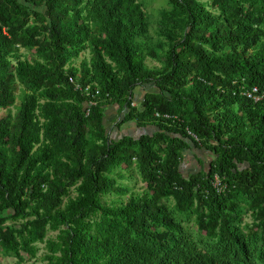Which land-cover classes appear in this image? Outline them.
I'll list each match as a JSON object with an SVG mask.
<instances>
[{"label":"trees","instance_id":"1","mask_svg":"<svg viewBox=\"0 0 264 264\" xmlns=\"http://www.w3.org/2000/svg\"><path fill=\"white\" fill-rule=\"evenodd\" d=\"M166 1L1 0L0 256L264 264V0Z\"/></svg>","mask_w":264,"mask_h":264},{"label":"rangeland","instance_id":"2","mask_svg":"<svg viewBox=\"0 0 264 264\" xmlns=\"http://www.w3.org/2000/svg\"><path fill=\"white\" fill-rule=\"evenodd\" d=\"M144 2H145L146 10L149 13L150 19L153 22V25L155 26L157 24V18H158V15H159V10L161 8L167 6V1L166 0H144ZM23 52H25V50ZM26 52H27L26 54H28L29 57H32L31 56L32 52H28V51H26ZM90 57H91V53H90V51H87L84 54H82V56L79 59H77L76 63L79 64L80 61L82 60V58L90 59ZM147 61H148V64H150V65H159L160 64L158 61L152 60L150 58H148ZM109 107H110V109H112L113 106L111 105ZM11 109H12V112L15 113L16 106L12 107ZM6 112H7V109L6 110H1L0 111V115L4 114ZM108 118L110 119V116ZM111 122L112 121L106 120L107 128L109 129V131H111L112 129L116 130V125L112 126ZM199 154L200 153L197 154L195 151H192V150L190 151V154H189V151H186V155L197 156ZM191 157L190 156L185 157L184 163L182 165L183 170L186 171L187 173L194 172L195 170L199 169V166H200L198 164V167H195V165H194L195 163L191 162L190 160H196V162H198L197 157H196V159L193 158V157L191 158ZM187 163L192 164V166H189V165L187 166L186 165ZM125 182L129 183L131 186H134L137 190H139V189L142 190L143 187L145 186L143 181H141V179L139 178L137 172L134 173V176H131V177L128 176V179H126ZM248 220H250V218H248ZM49 234L53 235V233L51 231H50ZM39 246H40L41 249H40V251H39V253L37 255L38 257L37 258H30V256L27 255L26 256L27 260L23 264H48L43 259L44 253L46 252L45 244L42 243V244H39ZM16 261H17L16 257L2 256V255L0 256V264H15Z\"/></svg>","mask_w":264,"mask_h":264},{"label":"crops","instance_id":"3","mask_svg":"<svg viewBox=\"0 0 264 264\" xmlns=\"http://www.w3.org/2000/svg\"><path fill=\"white\" fill-rule=\"evenodd\" d=\"M145 90L142 86H139L135 90V100H141V98L144 96ZM138 102V101H137ZM111 106V105H110ZM112 109L108 106L107 111H106V120L112 121L111 124L114 126L120 117V105L119 104H114L112 105ZM110 116V119L108 118ZM145 128H138L136 122L128 121L127 123L123 124L121 128L118 130L120 134H133V135H138L141 132H144ZM190 154V151H189ZM186 155V153H185ZM192 156L193 158L196 159V156L194 155H186V157ZM191 157V158H192ZM209 158V157H208ZM190 159V158H189ZM191 162L195 163V167H198V162L196 160H190ZM190 163V162H189ZM187 163L186 165L192 166V164Z\"/></svg>","mask_w":264,"mask_h":264},{"label":"built area","instance_id":"4","mask_svg":"<svg viewBox=\"0 0 264 264\" xmlns=\"http://www.w3.org/2000/svg\"><path fill=\"white\" fill-rule=\"evenodd\" d=\"M0 7H1V0H0ZM76 88L82 90L84 93L92 97L95 96V94H98L100 91L99 89H93L91 85L82 86V85L77 84ZM243 93L247 95L248 97L254 99L255 101H259L264 98V90H261L258 86H253V88L243 91ZM93 104H96V102L93 100L90 101V105H93ZM133 104H136V102H134ZM213 184L219 190L223 189L224 187L222 180L218 175L215 176V180Z\"/></svg>","mask_w":264,"mask_h":264}]
</instances>
